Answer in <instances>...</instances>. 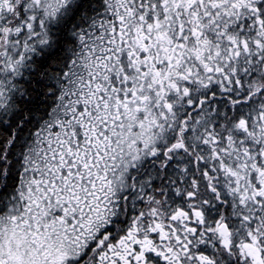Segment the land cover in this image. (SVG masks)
<instances>
[{
    "label": "snow or ice",
    "instance_id": "1",
    "mask_svg": "<svg viewBox=\"0 0 264 264\" xmlns=\"http://www.w3.org/2000/svg\"><path fill=\"white\" fill-rule=\"evenodd\" d=\"M0 264H264V0H0Z\"/></svg>",
    "mask_w": 264,
    "mask_h": 264
}]
</instances>
